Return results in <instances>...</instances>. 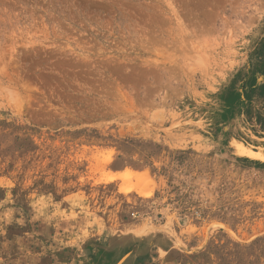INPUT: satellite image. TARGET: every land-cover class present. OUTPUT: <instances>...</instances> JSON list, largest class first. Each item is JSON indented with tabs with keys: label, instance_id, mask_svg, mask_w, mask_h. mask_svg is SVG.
Segmentation results:
<instances>
[{
	"label": "rangeland",
	"instance_id": "rangeland-1",
	"mask_svg": "<svg viewBox=\"0 0 264 264\" xmlns=\"http://www.w3.org/2000/svg\"><path fill=\"white\" fill-rule=\"evenodd\" d=\"M264 0H0V264H264Z\"/></svg>",
	"mask_w": 264,
	"mask_h": 264
},
{
	"label": "trees",
	"instance_id": "trees-1",
	"mask_svg": "<svg viewBox=\"0 0 264 264\" xmlns=\"http://www.w3.org/2000/svg\"><path fill=\"white\" fill-rule=\"evenodd\" d=\"M257 55H258V57L262 58L261 61L264 64V40L261 43V45H259V47H258ZM262 73H264V69H263ZM261 87L264 89V83L262 84Z\"/></svg>",
	"mask_w": 264,
	"mask_h": 264
}]
</instances>
